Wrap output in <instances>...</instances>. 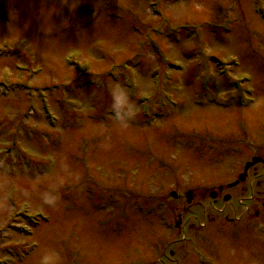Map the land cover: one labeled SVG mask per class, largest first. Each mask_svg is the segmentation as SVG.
I'll use <instances>...</instances> for the list:
<instances>
[{
	"label": "rangeland",
	"instance_id": "1",
	"mask_svg": "<svg viewBox=\"0 0 264 264\" xmlns=\"http://www.w3.org/2000/svg\"><path fill=\"white\" fill-rule=\"evenodd\" d=\"M258 3L0 0V46L14 50L0 59V264H150L157 244L174 243L182 254L165 264H264V167L244 173L248 159L264 160ZM242 77L251 110L235 106ZM243 174L234 201L208 210L215 224L191 229L180 199L206 204ZM163 206L170 223L183 218L177 235L161 227ZM234 213L244 222L227 225Z\"/></svg>",
	"mask_w": 264,
	"mask_h": 264
},
{
	"label": "flooded vegetation",
	"instance_id": "2",
	"mask_svg": "<svg viewBox=\"0 0 264 264\" xmlns=\"http://www.w3.org/2000/svg\"><path fill=\"white\" fill-rule=\"evenodd\" d=\"M258 166H261V167H264V160L260 162V164L258 165H253L247 172V174L251 171V169L253 171H257L258 169ZM242 182H245V180H243ZM239 186V183L237 185H235V187L233 189H222V188H219L217 192L213 193V194H206V196L209 197V199L211 200L210 202L204 204L203 201L199 200L198 201V198L197 196H195V194H193V201H192V204L191 205H188L187 202L185 200H183L182 198L180 199L181 200V205H182V209H183V215H185V217L187 218L188 220V225L190 226L191 229H194V226L196 224H198L200 221H206V222H210V224H214L215 223V219H218L216 217H213L212 215L208 214V209H213V208H216V205H213L214 203H218L219 201H222V202H225L226 204H230L231 202H233L234 198L232 195H230L228 192L230 190H234L235 188H237ZM254 190H252V198H254ZM180 197H178L177 200H179ZM185 201V204H183ZM212 203V204H211ZM238 204H243V202L239 201ZM251 207V206H250ZM248 209V213L251 211L249 207H247ZM247 213V214H248ZM257 215V218H258V213L256 214ZM245 216V215H244ZM241 217V220L237 219L238 216H237V213H234V218H224V220L226 221V223L228 225H231V226H236L239 224V222L242 221L243 217ZM221 218V217H219ZM178 224H182V219L180 218V221L178 222ZM171 256H174V253L173 252H170L169 253ZM153 264H165V263H162V262H154Z\"/></svg>",
	"mask_w": 264,
	"mask_h": 264
},
{
	"label": "bare ground",
	"instance_id": "3",
	"mask_svg": "<svg viewBox=\"0 0 264 264\" xmlns=\"http://www.w3.org/2000/svg\"><path fill=\"white\" fill-rule=\"evenodd\" d=\"M251 83H252V81H251ZM252 107H253V106L249 107L248 110H251ZM238 110H241V109H238ZM55 126H56V123H55ZM56 128H58V124H57ZM177 234H178V231H176L175 235H177ZM163 254H164V253H163V251H162V254H161V255H163Z\"/></svg>",
	"mask_w": 264,
	"mask_h": 264
},
{
	"label": "clouds",
	"instance_id": "4",
	"mask_svg": "<svg viewBox=\"0 0 264 264\" xmlns=\"http://www.w3.org/2000/svg\"><path fill=\"white\" fill-rule=\"evenodd\" d=\"M117 100H118V102H121L122 103L123 102V97L118 96L117 97Z\"/></svg>",
	"mask_w": 264,
	"mask_h": 264
},
{
	"label": "water",
	"instance_id": "5",
	"mask_svg": "<svg viewBox=\"0 0 264 264\" xmlns=\"http://www.w3.org/2000/svg\"><path fill=\"white\" fill-rule=\"evenodd\" d=\"M189 196V199L191 198V194L188 195Z\"/></svg>",
	"mask_w": 264,
	"mask_h": 264
}]
</instances>
